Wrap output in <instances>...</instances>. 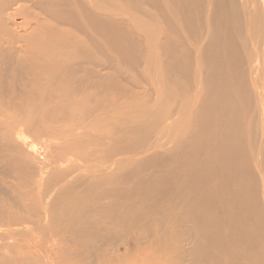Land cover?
Listing matches in <instances>:
<instances>
[{
  "label": "bare ground",
  "instance_id": "1",
  "mask_svg": "<svg viewBox=\"0 0 264 264\" xmlns=\"http://www.w3.org/2000/svg\"><path fill=\"white\" fill-rule=\"evenodd\" d=\"M96 1L0 0V264H264V0Z\"/></svg>",
  "mask_w": 264,
  "mask_h": 264
},
{
  "label": "rangeland",
  "instance_id": "2",
  "mask_svg": "<svg viewBox=\"0 0 264 264\" xmlns=\"http://www.w3.org/2000/svg\"><path fill=\"white\" fill-rule=\"evenodd\" d=\"M117 1L118 0H97L96 1V3H95V6H97L98 5V9L100 8V7H102V6H104V5H111V3H114V4H116L117 3ZM85 4H87L86 6L87 7H93V4L94 3H92V0H85ZM106 2V3H105ZM116 2V3H115ZM119 3V5H121V3L120 2H118ZM125 3V2H124ZM101 58V56H100V53H98V61H99V59ZM121 68L123 69V70H125V71H127V69H128V65H122L121 66ZM27 146H28V149L30 150V146H31V143L30 142H28V144H27ZM38 149V148H37ZM39 150V149H38ZM32 156H33V153H32V150H30V151H28ZM41 153H43V151H42V149H41Z\"/></svg>",
  "mask_w": 264,
  "mask_h": 264
}]
</instances>
